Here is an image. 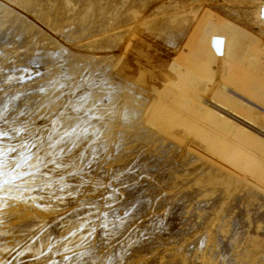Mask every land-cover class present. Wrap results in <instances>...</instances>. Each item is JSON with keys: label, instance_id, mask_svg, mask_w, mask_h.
<instances>
[{"label": "rangeland", "instance_id": "1", "mask_svg": "<svg viewBox=\"0 0 264 264\" xmlns=\"http://www.w3.org/2000/svg\"><path fill=\"white\" fill-rule=\"evenodd\" d=\"M263 0H0V264H264Z\"/></svg>", "mask_w": 264, "mask_h": 264}, {"label": "built area", "instance_id": "2", "mask_svg": "<svg viewBox=\"0 0 264 264\" xmlns=\"http://www.w3.org/2000/svg\"><path fill=\"white\" fill-rule=\"evenodd\" d=\"M256 17L264 21V0L257 5Z\"/></svg>", "mask_w": 264, "mask_h": 264}, {"label": "bare ground", "instance_id": "3", "mask_svg": "<svg viewBox=\"0 0 264 264\" xmlns=\"http://www.w3.org/2000/svg\"><path fill=\"white\" fill-rule=\"evenodd\" d=\"M260 20V19H259ZM262 23H264V21L260 20Z\"/></svg>", "mask_w": 264, "mask_h": 264}]
</instances>
